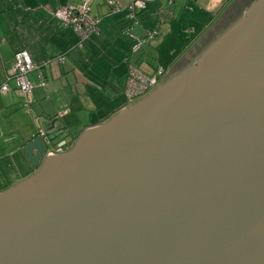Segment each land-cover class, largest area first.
Returning <instances> with one entry per match:
<instances>
[{
    "label": "water",
    "instance_id": "95a60500",
    "mask_svg": "<svg viewBox=\"0 0 264 264\" xmlns=\"http://www.w3.org/2000/svg\"><path fill=\"white\" fill-rule=\"evenodd\" d=\"M44 127L0 191V264H264V0L68 151Z\"/></svg>",
    "mask_w": 264,
    "mask_h": 264
},
{
    "label": "crops",
    "instance_id": "0c3cea01",
    "mask_svg": "<svg viewBox=\"0 0 264 264\" xmlns=\"http://www.w3.org/2000/svg\"><path fill=\"white\" fill-rule=\"evenodd\" d=\"M83 0H0V173L20 174L17 184L35 168L23 145L37 135L48 120L61 123L62 133L52 141V152L68 151L87 127L104 124L120 110L125 95L127 70L146 57L152 67L166 68L167 79L193 64L224 30L238 20L255 0H143L135 19L122 9L113 12L107 0H89L91 13L99 18L98 30L81 45L71 25L55 18L51 9L77 8ZM126 6L134 0H116ZM138 36L155 30V36L134 53L128 27ZM26 50L37 68L28 73L33 84L26 98L11 78L14 54ZM63 55L62 63L56 56ZM120 93V94H119ZM127 99V98H126ZM70 141V143H67Z\"/></svg>",
    "mask_w": 264,
    "mask_h": 264
},
{
    "label": "built area",
    "instance_id": "2783aa9c",
    "mask_svg": "<svg viewBox=\"0 0 264 264\" xmlns=\"http://www.w3.org/2000/svg\"><path fill=\"white\" fill-rule=\"evenodd\" d=\"M113 12L122 9L127 11L130 18L135 19L137 10L144 8L143 0H134L132 3L121 6L116 0H107ZM52 15L59 19L64 25H71L79 37L78 44L81 45L82 41L89 35L98 30L99 18L91 13L89 0H83L77 8L68 6H61L51 9ZM123 32L130 36L131 46L130 52H137L148 39L155 36V30H147L145 36H138L132 32L129 26ZM56 60L60 63L64 61L63 55L56 56ZM38 66L35 65L28 52L24 49L17 51L14 54L11 78L15 81L18 90L26 97L29 98L32 94L33 84L29 80L28 73ZM167 70L165 67L158 65L151 74L145 73L137 64H130L127 70V79L125 84V95L129 106L134 105L142 98L147 96L151 91L160 86L166 77ZM9 86L5 81L0 85V94L8 91ZM128 106V107H129ZM127 108V107H126ZM38 135L42 136L44 142L49 143V138L45 134L44 128L38 129ZM53 153L52 150H48Z\"/></svg>",
    "mask_w": 264,
    "mask_h": 264
},
{
    "label": "rangeland",
    "instance_id": "374dc122",
    "mask_svg": "<svg viewBox=\"0 0 264 264\" xmlns=\"http://www.w3.org/2000/svg\"><path fill=\"white\" fill-rule=\"evenodd\" d=\"M225 31V30H224ZM212 43V42H211ZM210 45V44H209ZM208 45V46H209ZM138 64H139V66L140 67H142V68H145V64L146 65H148V66H150V67H152L151 65L153 64V60L151 59V58H147L146 57V59H144L143 61L142 60H140L139 62H138ZM120 94V93H119ZM129 102H127V99L125 98L124 99V97H123V95L122 94H120V103L118 104L119 106H123V107H128L129 105ZM54 136V135H53ZM52 136V137H53ZM53 140H54V138H53ZM67 143H70V141H67ZM57 146L58 145H56L53 141H52V143L50 144V145H48V148H49V150H55L56 148H57ZM61 145H59L58 147H59V149L60 148H66V147H64V145H62L63 147H60ZM17 174V176H19L20 174H18V173H15V174H13V173H11V174H7L6 176L8 177V178H6V177H3V175L0 173V188H8V187H10V186H13V185H15V184H10V183H12L11 181H12V179H13V177H15V175Z\"/></svg>",
    "mask_w": 264,
    "mask_h": 264
},
{
    "label": "flooded vegetation",
    "instance_id": "af4514ba",
    "mask_svg": "<svg viewBox=\"0 0 264 264\" xmlns=\"http://www.w3.org/2000/svg\"><path fill=\"white\" fill-rule=\"evenodd\" d=\"M35 169L37 170V168H35ZM36 170H35V172H36ZM35 172H34V173H35ZM34 173H33V174H34ZM33 174H32V175H33ZM10 187H11V186H10ZM8 188H9V187H8ZM4 189H6V188H3V187H2V188H0V191H2V190H4Z\"/></svg>",
    "mask_w": 264,
    "mask_h": 264
}]
</instances>
